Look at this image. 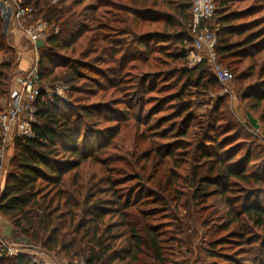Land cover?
I'll return each instance as SVG.
<instances>
[{"label": "trees", "instance_id": "obj_1", "mask_svg": "<svg viewBox=\"0 0 264 264\" xmlns=\"http://www.w3.org/2000/svg\"><path fill=\"white\" fill-rule=\"evenodd\" d=\"M23 2L56 28L38 68L70 99L38 97L33 137L15 139L0 217L69 264H181L175 215L190 204L206 214L215 201L202 223L203 264H264V150L229 134L223 99L205 115L196 110V95L221 85L207 63L185 66L191 0ZM215 4L218 61L234 68L240 99L257 112L264 0ZM8 42L0 12V107L18 68Z\"/></svg>", "mask_w": 264, "mask_h": 264}, {"label": "rangeland", "instance_id": "obj_2", "mask_svg": "<svg viewBox=\"0 0 264 264\" xmlns=\"http://www.w3.org/2000/svg\"><path fill=\"white\" fill-rule=\"evenodd\" d=\"M249 4V3H248ZM246 4L245 6H247ZM1 12V11H0ZM2 16V14H1ZM4 20V19H3ZM5 23V21H4ZM15 24V23H14ZM18 26H20L23 31L24 27L20 24L16 23ZM13 26V23H11L8 26H5L4 24V33L8 39L9 46L11 48L15 47L11 44L10 41V30ZM48 32L50 35L55 34L56 28L53 25H50ZM24 35L26 38L29 39L30 43H28V46L26 48V51L29 54H32L33 57V66L39 64L40 54L45 48L44 42H40L37 45L33 44L28 37V35L24 32ZM150 47H154V44L150 43ZM16 50V55L14 57V60L19 64V59H21V56L18 55V51ZM14 54H10L9 56H6L5 60H11L12 56ZM38 60V61H36ZM64 62V61H61ZM222 65V64H221ZM187 68H192L194 65H192L188 60L185 64ZM224 68L228 69L232 74L234 73V68H228L226 64L222 65ZM19 68V66H18ZM17 68V69H18ZM18 70L15 73L14 80L12 82L11 86V92L9 96L1 102L0 112H3L4 109H6L11 102V99L19 93L20 85L18 83L20 78H23L25 74H21L19 77ZM17 74V75H16ZM236 75V74H235ZM19 78V79H18ZM256 79V78H254ZM234 80V76H233ZM252 83V81H250ZM47 89L50 91H55V86L57 84H60L58 82L50 83L46 81V83H42ZM221 87L215 91H207L205 93H199L196 95L194 102L195 107L198 112V114L205 115L207 109L212 110L213 106L215 105L216 101L219 99H223V108L224 111H227V115L230 114L229 118H232L233 120H230L226 118L227 121L230 123H234L232 126V131L229 133L231 134H240V142L245 145V150L247 148H259L264 150V105L261 106V108L256 111H251V106L248 101L241 100V96L243 95L242 92H239V89L237 86H235L234 81L231 83H228L226 85H222L220 83ZM160 86V85H159ZM70 91L64 92L61 96H58L60 98H63L66 102H69V96ZM44 95L48 97L49 99L52 98L51 93L46 94L44 92ZM71 101V100H70ZM207 104V106H206ZM122 108V107H119ZM14 139V137H13ZM245 150L241 152V154H245ZM259 151V150H258ZM15 153V142L13 147L11 148L9 152V156L5 159V167L4 171L6 172V177L1 182L3 184L2 189H0V198L4 192L5 184L7 175L9 172H11V159L14 156ZM261 153V151L259 152ZM264 156V151L261 153ZM261 166V165H258ZM215 201H210L208 203L209 207H206L208 212L205 214V211L196 205L190 204V207L186 210L180 212L178 215H175V218H177V221H174L173 224V231L176 234L177 241L181 243V250L178 261L181 262V264H203L205 259V255L203 253V249L206 246L207 241L209 238L206 235V230L202 228V223L204 220L207 219L209 213H214V210L216 209ZM13 227L2 217H0V248L3 246L14 248V247H24L26 251L24 254L32 258L33 263L37 264H69L68 260L64 258L62 255H48L44 253L41 248L39 247H31L28 245V242L20 237L18 242L14 241H7L5 238H7V235H9L6 230L8 228ZM14 230V229H13ZM30 247V248H29ZM29 248V249H28ZM81 262H75L74 264H80Z\"/></svg>", "mask_w": 264, "mask_h": 264}, {"label": "built area", "instance_id": "obj_3", "mask_svg": "<svg viewBox=\"0 0 264 264\" xmlns=\"http://www.w3.org/2000/svg\"><path fill=\"white\" fill-rule=\"evenodd\" d=\"M193 23L191 27L192 49L187 54V60L194 66L201 62L209 65L213 76L222 85L233 81V74L224 68L217 56V26L215 23V0H191ZM0 11L5 21V26L18 23L24 27V32L31 42L37 45L46 42L51 36L48 32L51 27L46 21L38 19L34 10L24 5L23 0H0ZM38 61V60H36ZM193 66V67H194ZM20 85L17 93L8 107L0 112V189L2 180L6 177L4 171L5 159L14 145L15 139L33 137V126L39 123L36 102L42 93H51L61 96L68 91V87L57 84L55 91L47 89L41 81L39 68L36 65L18 81ZM14 137V139H13ZM29 249V248H28ZM24 247L0 248V258H10L24 254ZM85 264V263H80Z\"/></svg>", "mask_w": 264, "mask_h": 264}, {"label": "crops", "instance_id": "obj_4", "mask_svg": "<svg viewBox=\"0 0 264 264\" xmlns=\"http://www.w3.org/2000/svg\"><path fill=\"white\" fill-rule=\"evenodd\" d=\"M9 37H10L11 44L15 47V49H17L19 53L18 55L21 56V59H19V64H18L19 68L17 69L19 71L18 74L20 77L21 74L29 73L34 67L32 54H29L26 51V48L28 46V43H30V41L24 35L23 29L20 26H18L16 23L15 24L13 23V26L10 30ZM6 232H8L9 235H7V238H5V240L10 241V242L19 241L20 239L19 234L15 230H13L11 227L8 228Z\"/></svg>", "mask_w": 264, "mask_h": 264}]
</instances>
